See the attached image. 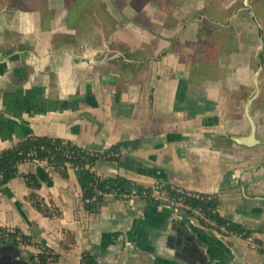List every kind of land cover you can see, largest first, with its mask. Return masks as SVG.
Wrapping results in <instances>:
<instances>
[{"label":"crops","instance_id":"0c3cea01","mask_svg":"<svg viewBox=\"0 0 264 264\" xmlns=\"http://www.w3.org/2000/svg\"><path fill=\"white\" fill-rule=\"evenodd\" d=\"M87 1L45 0L50 15L42 16L0 0V152L30 137L94 154L115 147L120 157L97 160V175L213 197L217 214L259 249L137 197L112 192L88 212L70 166L61 173L23 163L0 187V228L28 242L1 244L0 264H32L42 248L57 255L50 264H79L83 253L96 264H264L259 2H214L249 8L248 22L242 11L195 20L210 0ZM25 175L36 179L33 193L54 215L34 207Z\"/></svg>","mask_w":264,"mask_h":264},{"label":"trees","instance_id":"16d2710c","mask_svg":"<svg viewBox=\"0 0 264 264\" xmlns=\"http://www.w3.org/2000/svg\"><path fill=\"white\" fill-rule=\"evenodd\" d=\"M79 1L88 2L87 0H79ZM210 1H211L210 5H208V7L203 9L205 10L204 13L208 14L206 16L210 18L211 21L213 20L218 21L220 19H225V18L228 19V17L232 12L229 13L227 12L228 10H225L226 15L220 12V16H219V12H218V16H217L216 15L217 13H214V10H212L213 7L220 11H222L223 9H219L218 7L214 6V2L218 0H210ZM255 1L259 3L258 6H256V8L253 9V12L256 17H260L259 13L258 12L255 13L254 10H258V9L264 10V0H255ZM10 2L11 0L9 1V3ZM20 10L21 9H19V11ZM82 11L85 12V14L82 15L83 17L85 16L89 17V15H91L92 12L91 9H88L86 11L85 9H82L81 12ZM262 20L264 21V17ZM86 27L88 28L89 26L86 25ZM65 150L71 152L70 157L67 158L65 157L63 153V151ZM110 150L117 151V148L113 147ZM30 152H34L36 156L39 158H46L48 160V167L57 169L61 173L64 172L67 165L74 170L78 184L82 191L83 206L84 209L88 212H95L98 209L99 205L101 204L103 198L107 194L112 192L115 193L116 197L122 200H127L137 197L144 199L149 203L159 205L157 202H154L152 198H150L152 192L151 188H143L119 176L107 177L103 175H97L93 170H90L89 168H85L86 163L89 165V167L93 168L95 162L99 159L112 160L106 156L108 151L100 154H94L82 148H78L68 141L51 139L46 137H30L27 140L16 144L11 149L0 152V174H1L0 187L3 184H5L8 180L17 176L18 174L17 167L20 164L25 163V161L27 160V155ZM23 178L25 180L26 185L32 190L29 199L33 203L34 207L44 215L47 216L54 215L55 212L44 207L43 204L36 198V195L33 193L39 187V184L36 181V179L31 175H25L23 176ZM165 187L167 191H169L171 188V186L168 185H165ZM96 192H100L101 194L95 196ZM123 195H126V197L123 198L122 197ZM200 195L204 200H199L194 198H190L186 200L187 203H189L192 208L203 210L204 218L203 219L199 218L200 224L217 233H220V228L224 227L225 228L224 234H227L229 232H238V233L240 232V233H244L245 236L249 235L248 232H243L238 225L233 224L228 220H225L224 218H221L217 213L211 212V209H217L218 206L215 198L211 197L210 200H206L205 195L202 194ZM94 196L95 199L92 201V198ZM207 221H213L214 226L208 224ZM16 233L20 234L21 242H17L16 240H11V244L18 246L21 243L23 244L28 242V238L26 236L22 235L17 230ZM10 238L13 239V236H11ZM1 244L3 245L5 243L2 242ZM56 261H57L56 254H54L51 250L47 248H42L41 253L36 256V261L33 258L31 260V263L50 264ZM79 264H96V261L93 258V256L90 255L89 253H83Z\"/></svg>","mask_w":264,"mask_h":264},{"label":"built area","instance_id":"2783aa9c","mask_svg":"<svg viewBox=\"0 0 264 264\" xmlns=\"http://www.w3.org/2000/svg\"><path fill=\"white\" fill-rule=\"evenodd\" d=\"M63 153L66 158L71 156V152L68 150L63 151ZM106 156L109 159L114 160L120 157V153L118 151L110 150L108 151ZM25 163H31L37 166L48 167V160L46 158L37 157L34 152H30L27 155V160L25 161ZM85 168H89L90 170H93V168L89 167L87 163L85 164ZM0 180H1V174H0ZM151 191L152 192H151L150 198H152L154 202H157L160 205H164L167 208L172 209L174 211H184L187 214L195 217L198 221H199V218H202V219L204 218L203 210L192 208L191 205L187 203L186 201L187 199H190V198L204 200L200 194L188 192L186 190H182L176 187H171L169 190L170 192H169L166 190L165 185H162V184L154 185L153 187H151ZM100 194H101L100 192H96L95 196L100 195ZM95 196L92 198V201L95 199ZM122 197L125 198L126 195H123ZM210 198H211L210 196H206V200H210ZM211 212L217 213V209H211ZM207 222L211 226H214L213 221H207ZM200 225L203 226L202 224ZM224 232H225V228L221 227L219 234L223 236H232V237L240 238L244 240L246 244H248V247L250 249L252 250L259 249L258 244L254 241V239L250 235L245 236L244 233H240V232L239 233L229 232L227 234H224ZM11 236H13V239L10 238ZM11 240H16L17 242H21L20 234L16 233V230L13 228H0V244L2 242L11 243Z\"/></svg>","mask_w":264,"mask_h":264},{"label":"rangeland","instance_id":"374dc122","mask_svg":"<svg viewBox=\"0 0 264 264\" xmlns=\"http://www.w3.org/2000/svg\"><path fill=\"white\" fill-rule=\"evenodd\" d=\"M2 1H6V2H9L10 0H2ZM242 1H255V0H242ZM14 4L15 5H18L21 9L20 11H26V9H28L29 7H33L35 8V12H39L41 13L42 16H49L50 15V10L49 9H44V4H45V0H13ZM44 2V4H43ZM214 10V13H217L216 15L218 16V12H219V16H220V12L223 14H225V10H217L216 8L213 7ZM228 11L227 12H234L235 11H242L241 12V16H242V20L244 21V19H246L248 22L250 21V13H251V10L249 8L247 9H241V10H238V9H227ZM1 11V10H0ZM205 10H199V11H194L192 16L194 17V19H198L199 21H201L202 17L203 16H206L208 14L204 13ZM255 13L258 12L259 13V16L261 17H258L260 19V21H262L263 17H264V10H261V9H258V10H254ZM227 13V14H229ZM205 14V15H204ZM210 14V13H209ZM211 15V14H210ZM209 15V16H210ZM226 15V14H225ZM191 16V17H192ZM207 17V16H206ZM2 27V26H1Z\"/></svg>","mask_w":264,"mask_h":264},{"label":"water","instance_id":"95a60500","mask_svg":"<svg viewBox=\"0 0 264 264\" xmlns=\"http://www.w3.org/2000/svg\"><path fill=\"white\" fill-rule=\"evenodd\" d=\"M252 131H254V126H253V125H252ZM177 245L180 246L179 241L177 242ZM181 252H182V254H185V253L183 252V250H182Z\"/></svg>","mask_w":264,"mask_h":264}]
</instances>
